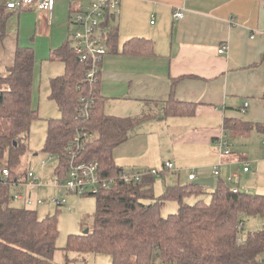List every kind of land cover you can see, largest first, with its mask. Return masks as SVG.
<instances>
[{
	"label": "trees",
	"instance_id": "trees-1",
	"mask_svg": "<svg viewBox=\"0 0 264 264\" xmlns=\"http://www.w3.org/2000/svg\"><path fill=\"white\" fill-rule=\"evenodd\" d=\"M21 6L9 10L18 12ZM114 19L111 15L106 20L110 26L108 50L118 45ZM6 34L7 15H2L0 41ZM121 53H153L152 40L132 37L125 41ZM48 59L64 66L61 74L48 80L49 98L60 111V117L47 120L43 145V151L58 159L54 175L59 179L64 175L70 139L75 128L83 125L91 136L79 153L80 159L96 161L101 176L114 178L109 187L87 193L95 198L92 228L70 234L65 253H108L111 264H264V194L234 189L217 177L209 201L198 199L190 204L185 198L205 192L204 186L176 182L155 195V175L149 169L142 171L138 181L119 178L123 167L115 162L113 150L133 135L135 125L149 116L191 115L194 103L171 96L165 101H148L137 115H111L105 112L106 100L99 93V74L92 83L85 79L87 66L73 52L69 34ZM34 63L33 48L18 46L12 65L0 76V264H53L58 249L55 215L39 217L33 209L10 205L11 183L25 177L28 170L18 168L28 150L30 124L37 118L32 104ZM82 96H90L92 102L91 114L84 120L78 116ZM229 122H225L227 127ZM238 123L250 128L247 122ZM5 168L9 171L6 177L1 173ZM163 169H158L162 175L167 170ZM168 200L175 201L177 208L163 216L161 209ZM250 219L261 220V227L245 231Z\"/></svg>",
	"mask_w": 264,
	"mask_h": 264
},
{
	"label": "crops",
	"instance_id": "crops-1",
	"mask_svg": "<svg viewBox=\"0 0 264 264\" xmlns=\"http://www.w3.org/2000/svg\"><path fill=\"white\" fill-rule=\"evenodd\" d=\"M4 3L0 0V18L7 15V34L0 41V73L12 65L18 46H31L34 94L39 90L42 61H49L50 52L67 37L70 5L67 0H56L49 10L22 5L18 12H10ZM175 9L182 10L181 19L173 18ZM114 24L118 45L103 56L98 78L105 105L112 101L116 110L108 113L105 109L106 113L137 115L148 101L171 96L195 104L191 115L149 116L135 125L145 134L143 139L150 141L152 135L159 143L154 161L140 159L130 167L117 164L141 171L157 169L160 162L158 169L164 170L163 163L170 161L177 173L165 170L163 175L168 173L174 183L181 171L198 172L222 178L234 184V189L264 194V0H119ZM132 37L152 40L153 53H121ZM245 102L248 105L242 113ZM132 133L130 140L138 136ZM220 137L228 140L230 154L220 155L213 147ZM246 164L248 171H243ZM212 166L218 167L217 176ZM234 174L238 181L230 180ZM23 184L16 185L14 192L21 191ZM19 207L29 208L25 203ZM256 222L260 228L261 220H253L255 226Z\"/></svg>",
	"mask_w": 264,
	"mask_h": 264
},
{
	"label": "rangeland",
	"instance_id": "rangeland-1",
	"mask_svg": "<svg viewBox=\"0 0 264 264\" xmlns=\"http://www.w3.org/2000/svg\"><path fill=\"white\" fill-rule=\"evenodd\" d=\"M42 63L43 71L40 74L39 90L38 92L35 90L32 96L33 107L37 109V118L30 124L29 134L27 137L28 150L21 158L22 163L19 166L18 171H23L25 168H28L38 176V180L42 183V185L34 188L31 197L33 199L40 198L43 202L40 204L33 202L30 206H27L29 208H33L39 217L55 215L57 218L58 235L56 238V245L58 249L54 253L53 264H111V255L108 253L86 252L79 254L75 251H68L67 253L64 252L63 248L66 246L67 239L70 234H81L84 233L85 230L92 228L95 198L94 196L88 194L80 195L73 192H65L63 189L52 184V180L55 176L54 168L57 166L58 159L56 155L43 151V145L47 130V120L49 118L60 117V111L56 103L49 98L48 77L58 75V73L60 74L62 72L63 64L61 61L57 60L42 61ZM33 87L35 89L36 85L34 84ZM111 103L112 101L105 105L106 112L116 113V110L111 106ZM133 130L136 134H138V136L135 138L132 137L131 140L129 139L130 141L119 145L118 148L113 150L115 162L120 165H125L126 167H130L127 166L130 163L136 164V161L140 159H145L144 161L149 163L150 161H154L158 155L157 152L159 143L151 138L152 135H150V141L145 140L142 138V135L145 134H142V132L138 130V127H135ZM238 150H240L238 147L234 148L235 152ZM205 160V163L208 162V159ZM42 161H44V163H42ZM158 165L160 166V162L157 163V169L159 168ZM208 165L211 166L212 164ZM143 167L147 168L149 167V164L148 166ZM262 169L264 171V167ZM188 173L185 174L183 171L180 172V174H182L178 180L180 184L191 182L186 178ZM167 174L162 176L155 175L153 184L155 195H161L166 185L174 184ZM196 177H212V175L203 176L197 172ZM229 185L231 186L234 184ZM17 188L18 187L14 186L11 187L9 190L10 194H12L14 189ZM211 189L212 188L205 187V192L197 196H188L185 198V202L192 204L198 199L208 202L210 199L209 193L211 192ZM19 190L25 191L27 190V186L23 184ZM62 193H64L67 201L66 204L69 205L70 208H67L65 205H58L54 201V199L61 197ZM10 205L22 206L24 205V202L20 200H10ZM176 208L177 203L173 200H168L163 205L161 214L163 216L167 215L168 213L175 211ZM258 226V222H256L255 226L253 220L250 219V221L245 225V231L253 230Z\"/></svg>",
	"mask_w": 264,
	"mask_h": 264
},
{
	"label": "built area",
	"instance_id": "built-area-1",
	"mask_svg": "<svg viewBox=\"0 0 264 264\" xmlns=\"http://www.w3.org/2000/svg\"><path fill=\"white\" fill-rule=\"evenodd\" d=\"M56 0H5L4 6L7 9H15L21 5H34L39 10H49L52 8ZM70 5L69 27L68 34L72 41L73 52L80 62L87 66L85 79L92 83L97 80V75L100 72V66L103 56L108 52L107 38L109 31V22L106 20L111 15H116L119 12V0H67ZM174 19H181L183 17L182 10L175 9L173 11ZM223 52V48L219 49ZM81 105L78 108V116L81 119H87L92 111V102L90 96H82L80 98ZM245 102L241 108V112H245L247 107ZM90 133L85 129V126L75 128L74 134L70 139L67 154L64 157L66 170L61 179L54 176L52 184L63 189L65 192H73L80 195L89 192H96L100 187H109L114 183V178L101 176L99 165L96 161L82 160L79 153L84 149L85 143L90 138ZM213 147L220 155H228L231 153L230 144L224 138H218L213 142ZM44 163V161H42ZM163 167L167 170H172L175 174L177 169L172 162L165 161ZM243 171H248L247 164L243 167ZM149 172L153 175H162V171L151 168ZM1 173L4 177L9 174L8 169H2ZM219 174L218 167H213V175ZM144 175L140 170L123 169L119 174V178L128 181H138ZM187 178L190 181L197 179L194 172H189ZM230 180L238 181L237 175H233ZM22 181L28 187L26 192L15 191L12 193L11 200L23 201L26 205L33 202L40 204L43 202L40 198L34 199L31 197L35 187H39L42 183L38 180V176L31 170H27L25 177H18L16 181L11 184L15 187L21 184ZM56 204L65 205L66 198L64 193L61 197L54 199ZM238 241H241L238 238Z\"/></svg>",
	"mask_w": 264,
	"mask_h": 264
},
{
	"label": "water",
	"instance_id": "water-1",
	"mask_svg": "<svg viewBox=\"0 0 264 264\" xmlns=\"http://www.w3.org/2000/svg\"><path fill=\"white\" fill-rule=\"evenodd\" d=\"M1 76V73H0ZM1 179V177H0ZM215 179L214 177H203V178H197L193 181V184L195 185H201V186H209L213 187L214 186ZM88 230H85L87 232Z\"/></svg>",
	"mask_w": 264,
	"mask_h": 264
}]
</instances>
